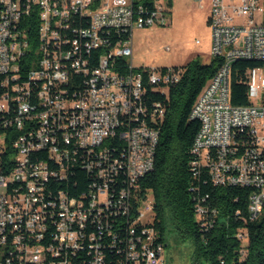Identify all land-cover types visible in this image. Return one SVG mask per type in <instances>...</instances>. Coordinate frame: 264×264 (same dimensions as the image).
<instances>
[{
  "label": "built area",
  "instance_id": "built-area-1",
  "mask_svg": "<svg viewBox=\"0 0 264 264\" xmlns=\"http://www.w3.org/2000/svg\"><path fill=\"white\" fill-rule=\"evenodd\" d=\"M170 1L0 0V127L11 129L0 153L13 135L11 166L0 160V264H167L137 187L160 139L145 117L147 86L165 92L181 71L135 65L132 35L168 24ZM209 23L219 66L191 111L194 163L216 185H253L254 218L264 205V66L248 70L245 105L231 101L232 68L264 61V0H213ZM155 113L165 116L161 102Z\"/></svg>",
  "mask_w": 264,
  "mask_h": 264
},
{
  "label": "trees",
  "instance_id": "trees-1",
  "mask_svg": "<svg viewBox=\"0 0 264 264\" xmlns=\"http://www.w3.org/2000/svg\"><path fill=\"white\" fill-rule=\"evenodd\" d=\"M172 8V0L169 2ZM219 66L214 57L210 63L195 59L186 65L170 66L181 71L177 83H163L165 92L148 84L146 102L149 112L146 121L160 131L152 170L138 180L140 199L152 196L154 218L144 227H154L159 240L166 242L165 221L183 237L193 241V264H264V205L261 212L252 217L250 211L253 185H216L205 164H196L193 152L194 140L200 121L191 117L193 105ZM264 66L262 60L238 59L232 68L231 101L235 105L250 104L248 95V70ZM170 67H161L166 72ZM5 75L0 74V93ZM165 107V116L154 114L156 103ZM6 130V131H4ZM11 129L0 127V133ZM12 136L6 137V148L0 153L5 166H11ZM48 158L46 152L34 156ZM76 179L89 182L88 172L76 168ZM73 177V176H72ZM74 181V179H72ZM82 183L71 188L74 193L84 189ZM136 207L139 202L135 201ZM207 209L199 215L197 208ZM138 211V210H137ZM143 223L140 224V228ZM167 245V244H166ZM115 256V254H114Z\"/></svg>",
  "mask_w": 264,
  "mask_h": 264
},
{
  "label": "rangeland",
  "instance_id": "rangeland-1",
  "mask_svg": "<svg viewBox=\"0 0 264 264\" xmlns=\"http://www.w3.org/2000/svg\"><path fill=\"white\" fill-rule=\"evenodd\" d=\"M212 9L213 0H173L168 24L134 28L133 63L151 67L186 65L195 59L210 63L214 58L213 30L209 23ZM152 203L150 195L140 205L146 219L154 216ZM165 226L166 263L193 264V241L183 237L168 220Z\"/></svg>",
  "mask_w": 264,
  "mask_h": 264
},
{
  "label": "crops",
  "instance_id": "crops-1",
  "mask_svg": "<svg viewBox=\"0 0 264 264\" xmlns=\"http://www.w3.org/2000/svg\"><path fill=\"white\" fill-rule=\"evenodd\" d=\"M172 2H173V0H172Z\"/></svg>",
  "mask_w": 264,
  "mask_h": 264
},
{
  "label": "bare ground",
  "instance_id": "bare-ground-1",
  "mask_svg": "<svg viewBox=\"0 0 264 264\" xmlns=\"http://www.w3.org/2000/svg\"><path fill=\"white\" fill-rule=\"evenodd\" d=\"M159 235V234H158Z\"/></svg>",
  "mask_w": 264,
  "mask_h": 264
}]
</instances>
